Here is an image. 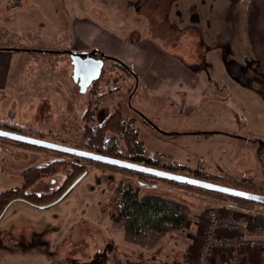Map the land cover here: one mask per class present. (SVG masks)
<instances>
[{
  "label": "crops",
  "instance_id": "crops-1",
  "mask_svg": "<svg viewBox=\"0 0 264 264\" xmlns=\"http://www.w3.org/2000/svg\"><path fill=\"white\" fill-rule=\"evenodd\" d=\"M28 1L34 4L32 0ZM68 1L73 2L71 6L73 9L68 14L63 11L60 18L61 21H67L66 30L69 34L67 46L74 51H90L97 46L124 64L126 68L119 67L122 70L119 75L130 77V81L126 80V83L122 85L111 77L102 76L95 93L99 98L98 100L94 98L93 101L95 103L93 124L97 115L102 111H107L102 118V124L114 108L122 106V102L116 101L123 100L128 108L127 114L136 118V128L144 132L155 133L154 138L163 143L169 144V140L177 134H221L224 135L223 138L227 136L228 144H232L238 150V153H234L232 171L237 173L236 181L252 186L256 190L258 188L264 190V152L263 155H258L256 151L253 138L257 137L249 132L241 135L218 129L204 130L198 127L187 130L186 128L191 112L200 111L206 104L204 103L206 99L213 102L222 100L223 95L219 91L223 90L220 89V83L217 81L219 79L209 74L213 61L219 62L228 77L235 83L243 87H250L252 84L246 78L243 81L238 80L241 76L239 67L233 66L231 69L226 67L224 45L216 42L213 32L217 27H208L212 32L207 34V37L212 44L207 49L204 61L194 65L190 63L192 61L181 60L182 58L171 53L172 50L166 48L158 39H154L155 37L148 38L145 34L148 22L143 15H139L132 8L129 0L113 1L116 3L112 6L116 5L117 8L119 6L121 12L116 14L111 12L112 16L110 15V20H108L111 23L106 26L103 23V16L98 17L95 11L88 6L82 9V0ZM171 4L173 2L169 4L168 11L173 18L172 23L177 24L179 28L192 25L190 9L179 7V12L183 13L184 18L182 17L178 22L176 17L182 15H178V8L169 10ZM217 11H215L216 16L211 17L210 15L205 19L217 21L216 24L223 23L225 19L221 16L223 11ZM59 12L57 11L56 14ZM129 18L135 21L134 26L128 23ZM58 26V23L55 24L56 29ZM165 28L164 26L161 32H165L164 35L169 37L171 34L168 31L171 30ZM42 31L45 33L42 34L44 37L42 41H40L42 35L29 34L26 36L29 38L30 43L28 44L12 43L6 47H0V87L5 93L1 96L2 103L15 102L17 108L22 109L25 103L34 102L43 96L55 111V118L60 124L59 130L66 135L67 132H72L71 127H73L80 133L79 117L87 107L88 101L91 100V95H88L87 90L81 93L79 86L73 81L71 61L65 58L53 61L50 51H44L58 48L49 44L51 35L47 32L48 28L47 31ZM205 41L208 45V40L205 39ZM11 46L18 49H5ZM28 107H31L30 103ZM135 111H139L158 127L154 128L143 122ZM17 120V118L14 119L16 123ZM20 122L26 124V122ZM260 141L264 142L261 139ZM6 145L9 146L7 143ZM144 147L150 154H165L166 159L184 166L174 156L161 149L151 153L145 145ZM201 167L210 172L217 169L226 173L220 166L204 165ZM91 170L107 175L106 172L98 170V167L91 168L87 174ZM3 174L0 171V178L3 180L0 184L1 190L2 187H7L5 182L8 178L6 179ZM163 183H152L150 186L160 187ZM172 185L167 186L166 189L168 193L174 194V189L178 186ZM262 189L259 190L262 191ZM144 192L141 190L140 194ZM188 195L192 200L185 201L188 203L189 211L184 227L167 233L153 247L140 246L125 240L121 223L112 217L111 210L106 204L98 205L95 211H91L74 205L72 201L71 204L58 203L52 208V217L25 223L27 226L25 229L21 227L23 221L14 222L17 226L14 227L13 232L23 234V238L29 241L33 240L36 230L41 231L42 235L24 255L18 256L17 253L9 252V258L5 262L7 264H193L197 259L208 222L207 208L214 207L220 213L247 217L252 225L264 224L263 206L259 207V211H255L243 204L234 207L230 205L231 203H222L223 200L219 201L208 193L201 194L191 191ZM200 198L206 201L205 205H199ZM15 204L17 203H12L10 207ZM14 207L23 208V206ZM39 209L44 210L46 207ZM241 229H244V226ZM222 252L223 255L231 254L225 250ZM245 255L248 262L257 264L256 249H246Z\"/></svg>",
  "mask_w": 264,
  "mask_h": 264
},
{
  "label": "rangeland",
  "instance_id": "rangeland-1",
  "mask_svg": "<svg viewBox=\"0 0 264 264\" xmlns=\"http://www.w3.org/2000/svg\"><path fill=\"white\" fill-rule=\"evenodd\" d=\"M113 1L82 0V9L88 6V8L90 7V9L95 11L98 17L103 16V23L106 26L111 23L108 21L110 20L109 16H112L111 12L115 14L121 12L119 6L118 8L116 5L115 7L112 6L116 3V1ZM32 2L34 3L33 5L28 0H0V46L12 45V43L19 45L22 43L28 44L30 42L29 38L26 37L27 35H42L45 34L42 30L47 31L48 28L47 32L51 35V38L49 37V44L53 45L54 48H58L50 49V57L53 58V61L62 58L70 61L67 50H72V48L70 49L66 44L67 36H69L66 30L67 21H61L60 18L63 11L65 14L72 11L73 8L71 6H73V2H69L68 0H32ZM129 2L132 8L147 20L145 34L148 38L155 37L154 39H158L166 48L172 50L173 52L170 51L171 53L182 58L181 60L192 61L190 63L194 65L204 61L203 58L207 54V48L212 44V41L207 37V34L212 32L208 27H217L213 32L216 42L219 45H224L225 59L227 61L234 60L246 66V72H248L249 76H252L250 87H243L228 77L219 62L213 61L209 74L219 79L217 81L220 83V89L223 90L219 91L223 95L221 97L222 100L220 102H213L210 99H206L204 102L206 104L200 111L196 112L195 110L191 112L186 126L187 130L202 127L204 130L218 129L227 133H240L241 135L244 132H249L257 137L255 139L264 140V80H262V78L264 79V0H129ZM172 2L173 4L170 5L169 10L171 9L172 11L173 8H178V15H182L181 17H176L178 22H180L182 17L184 18L183 13L179 12V7L181 9L185 7L190 9L189 14H192V25L189 24L179 28L177 24L172 23L171 19L173 18L168 11V6ZM90 9L88 10L90 11ZM216 10H218L217 12L223 11V14H221V16L225 17L223 23L218 22L219 24H216L217 21L205 19L210 15L211 17L216 16ZM57 11L60 12L56 14ZM132 13L136 15L133 11ZM98 22L101 24L100 21ZM57 23L59 26L56 29L55 24ZM128 23L131 26L135 25V21L130 18ZM62 24L63 27H61ZM164 26L166 27L165 29L172 31H168L171 34L169 37L164 35L165 32H161ZM36 39L35 41H38ZM43 39L42 35L40 41ZM205 39L208 40V45ZM68 45L71 44L68 43ZM93 49L103 52L97 46ZM103 53L108 57L104 59L102 76L111 77L115 82L118 84L122 83V85L126 83V80L130 81L129 75L123 77L119 75L122 70L115 65V57L110 58L113 56L106 52ZM252 63H254V67ZM115 74L118 75L114 76ZM89 88L87 89L89 92L92 89L94 91L88 94L89 96L91 95V100L89 101L93 107L94 98L96 100L99 98L95 95L98 85ZM4 94L0 87V127L11 130L5 127V125L16 124L21 133L82 148V138L79 131L77 132L75 128L71 127L72 132H67L65 135L59 130L60 124L57 118H55V111H53V108L50 107L43 96L34 102L25 103L22 109H18L15 102L2 103L1 96ZM116 102H122V106L120 105L119 109L123 118L128 119L133 117V115L127 114L128 108L123 100ZM29 103L31 107H28ZM114 103L115 100L113 101ZM106 112L102 111L101 114L97 115L94 124H101ZM19 114L21 115L19 116ZM16 118L19 120H17V123L14 121ZM20 121L26 122V124H21ZM156 127L158 126L156 125ZM137 131L138 138L144 142L149 152L154 153V151L161 149L174 156L178 159L179 163H183L190 169L204 165L220 166L228 174L222 173L217 169L208 172L215 173L214 175L218 179L225 177L227 182L224 185L236 187L234 186V182H239L235 179L237 173L232 172L234 153H238V150L232 144H228L227 136L223 138L224 135L221 134H177L167 144L154 138L155 133L144 132L140 128H137ZM153 155L158 157L163 156V160L170 161L166 159L165 154L154 153ZM1 156L0 171L4 173L3 175L6 179L8 178L5 182L6 184H4L13 188L22 183L23 178L21 173L23 170L31 168L34 165H43L49 160L57 158L58 155H55L50 150L33 149L20 145L16 141L0 137ZM80 163L84 164L85 161H81ZM98 170L106 172L107 175L91 170L69 191L70 193L68 192L61 199L63 201L59 200L44 210L23 201L14 202L17 204L10 207L0 221V264H7L5 260H8L9 252L12 254L17 253L18 256L24 255L27 249H31L32 244L34 245L38 240L37 238L42 235L41 231L36 230L34 231L32 242L23 238V234L13 232L14 227L17 226L14 223L15 221H23L24 223H22L21 227L25 229L27 227L25 223L52 217L53 206L58 203L65 204L66 202L71 204V201L74 205L95 211L98 205H107L112 200L114 189L119 187L120 184L138 185L137 177L131 172L119 171L110 167H98ZM69 173H71V169L67 165L65 170L57 171L53 175H42L38 182L29 187V190L52 191L61 186L65 187L67 183L66 177ZM181 174L193 176L187 170H183ZM142 181L151 184L157 182L164 183L160 187L151 185L148 188L139 185L140 190L160 195H165V193L175 195L187 202L192 200L188 195L191 194V191L193 193L200 192L201 194L208 193L211 196L213 195L211 192L182 186L174 189L175 193L172 194L168 193V189H166L167 186H173L168 181L156 178L142 179ZM213 182L223 184L219 181ZM1 183H3V180L0 178ZM198 202L200 203L199 205L206 204V201L201 198ZM224 202L230 204L228 199H223L222 203ZM230 205L234 207L239 206V204L234 203ZM14 206H23V208ZM206 207H209V205H206ZM4 241L5 243H3Z\"/></svg>",
  "mask_w": 264,
  "mask_h": 264
},
{
  "label": "trees",
  "instance_id": "trees-1",
  "mask_svg": "<svg viewBox=\"0 0 264 264\" xmlns=\"http://www.w3.org/2000/svg\"><path fill=\"white\" fill-rule=\"evenodd\" d=\"M8 45H1L0 47H6ZM114 58V57H110ZM115 65L125 69L126 67L120 60L114 59ZM103 69L100 77L93 81L89 87L98 85L102 79ZM87 88V89H88ZM90 89V88H89ZM87 92H89L87 90ZM89 92V94H91ZM99 97V96H97ZM93 102V106H94ZM95 108L91 106L88 101L87 107L80 115V134L82 138V148L94 151L103 155L112 156L120 159L130 160L136 163H141L147 166L164 169L167 171H173L181 173L183 170L191 172V175L201 179L209 181H219L226 184L227 180L224 178L215 177V173H210L204 170L201 166H197L195 169H190L187 166L179 165L172 161H165L163 156L158 157L150 154L146 151L142 140L138 138V131L136 128V119L130 117L128 119L123 118L119 107H116L114 111L105 119L102 124H93V115ZM135 114L142 118V121L151 127L157 128L147 117L141 114L139 111H135ZM242 120V119H241ZM1 125V121H0ZM5 127L12 131H18L16 124H6ZM256 144V151L258 155L264 152V142L253 138ZM16 143L31 147L37 150L49 149L31 145L24 142ZM64 144V143H63ZM57 158L49 160L43 165H34L31 168H27L22 171V183L17 186L0 192V211L8 205V203H14L16 201H23L29 205L42 206L47 205L56 200L63 191L79 176L87 174V172L93 167H110L121 171H128L133 173L138 180V185L120 184L119 187L114 189V196L112 200L107 203V206L111 209V215L119 221L124 230V238L127 241L136 243L140 246L153 247L158 241L167 233L175 230H180L186 224L188 218L189 206L188 203L181 200L175 195L155 194L154 192H144L140 194V187H150L151 183L144 182L142 179H161L168 181L176 186H182L185 188L197 189L201 191H207L213 193L219 201L228 199L230 203L243 204L250 206L255 211H259V207L263 206V203H259L253 200L239 198L233 195H228L220 192H214L211 190H205L196 186H190L182 184L172 180H167L157 176L145 174L129 170L126 168H120L103 162L94 161L91 159H85L76 157L74 155L61 153L58 151L50 150ZM163 155L162 153H160ZM161 159V160H160ZM85 161L84 164L80 163ZM69 165L71 173L66 177V186L59 187L52 191H32L29 187L38 182L42 175H53L57 171L65 170V167ZM234 186L245 188L247 190L264 194L262 188L257 190L252 186H247L240 182H234ZM251 187V188H250ZM144 188V187H142ZM259 189H262L259 190Z\"/></svg>",
  "mask_w": 264,
  "mask_h": 264
},
{
  "label": "water",
  "instance_id": "water-1",
  "mask_svg": "<svg viewBox=\"0 0 264 264\" xmlns=\"http://www.w3.org/2000/svg\"><path fill=\"white\" fill-rule=\"evenodd\" d=\"M8 50H16V47H7ZM50 51V50H44ZM72 64V79L79 86L81 93L86 92L88 86L95 80H97L102 72L104 59L108 56L99 52L98 49L91 51H74L67 50ZM99 55V57H96ZM0 137L7 138L13 141L24 142L35 146H40L49 150L58 151L65 154L74 155L76 157L91 159L98 162H103L120 168H126L129 170L142 172L145 174L157 176L167 180H172L182 184L190 186H196L205 190H211L214 192H220L228 195H233L239 198L253 200L264 204V194L260 192H253L241 188H236L229 185L216 183L213 181L201 179L194 176H189L173 171H167L152 166H147L141 163H136L126 159H120L112 156L103 155L94 151H90L84 148L73 147L67 144L59 143L53 140L45 139L42 137H36L33 135L12 131L0 127ZM84 174L79 175L53 202L47 205L38 206L44 208L57 203L61 200L72 188L83 178Z\"/></svg>",
  "mask_w": 264,
  "mask_h": 264
},
{
  "label": "built area",
  "instance_id": "built-area-1",
  "mask_svg": "<svg viewBox=\"0 0 264 264\" xmlns=\"http://www.w3.org/2000/svg\"><path fill=\"white\" fill-rule=\"evenodd\" d=\"M206 214L208 222L193 264H252L245 255L248 248L256 249L257 264H264V224L252 225L247 217L220 213L214 207ZM223 250L231 254L223 255Z\"/></svg>",
  "mask_w": 264,
  "mask_h": 264
},
{
  "label": "flooded vegetation",
  "instance_id": "flooded-vegetation-1",
  "mask_svg": "<svg viewBox=\"0 0 264 264\" xmlns=\"http://www.w3.org/2000/svg\"><path fill=\"white\" fill-rule=\"evenodd\" d=\"M208 49V48H207ZM91 51V50H90ZM96 57H99V55H96ZM225 61H226V67L228 66V68L229 69H231L233 66L234 67H239L240 68V71H241V76H239L238 77V80H241V81H243V79H245L246 78V80H250V82L252 83V76H249L248 75V72H246V66H244V65H242L241 63H240V65L238 64L239 62H236V61H234V60H228L227 61V59H225ZM202 62V61H201ZM252 66L254 67V63H252ZM255 69H256V72L258 71L257 70V66L255 67ZM245 73V74H244ZM243 74V75H242ZM243 76V77H242ZM262 80H264L263 78H262ZM264 82V81H263ZM2 128V127H1ZM5 129V128H4ZM1 138H3V137H1ZM2 158V156L0 157V159ZM1 162V161H0ZM21 176H22V174H21ZM12 188V187H11ZM7 189H10V187H2V190L1 191H3V190H7ZM0 191V192H1ZM12 205V203H8V205H6L1 211H0V220H1V218L4 216V214H5V212L9 209V207Z\"/></svg>",
  "mask_w": 264,
  "mask_h": 264
}]
</instances>
